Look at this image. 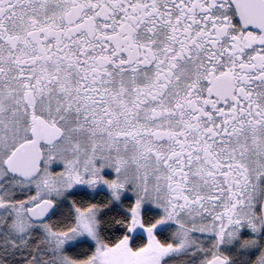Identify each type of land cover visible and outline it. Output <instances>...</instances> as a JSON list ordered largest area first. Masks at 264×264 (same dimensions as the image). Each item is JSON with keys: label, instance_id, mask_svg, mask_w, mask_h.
Here are the masks:
<instances>
[{"label": "snow or ice", "instance_id": "obj_1", "mask_svg": "<svg viewBox=\"0 0 264 264\" xmlns=\"http://www.w3.org/2000/svg\"><path fill=\"white\" fill-rule=\"evenodd\" d=\"M0 264H264V0H0Z\"/></svg>", "mask_w": 264, "mask_h": 264}]
</instances>
